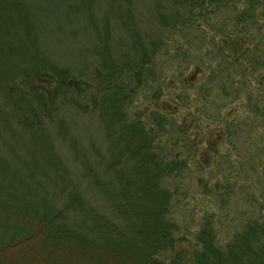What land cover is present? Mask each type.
<instances>
[{
    "label": "trees",
    "instance_id": "obj_1",
    "mask_svg": "<svg viewBox=\"0 0 264 264\" xmlns=\"http://www.w3.org/2000/svg\"><path fill=\"white\" fill-rule=\"evenodd\" d=\"M9 1L0 0V19L3 12L8 19L12 13L22 17L21 28L15 27L10 18L16 29L14 37L16 34L22 38L29 36L38 50L28 9L22 0ZM110 1L122 4L127 23L122 25H130L134 20L127 7L130 1ZM156 1L152 13L160 30L181 35L184 30L193 31L195 27L200 29L201 23L205 24L203 11L209 5L225 7L233 0ZM243 1L245 8L236 16V24L244 32L253 29L254 34L248 37L254 46L250 54L248 50L238 51L236 58L248 57L247 70L264 74V50H258L263 43L258 18L264 0ZM196 19L200 23L195 26ZM2 33L0 264L34 261L57 264L60 252L72 248L73 254L87 256L89 261L96 259V264H163L158 258L166 256L169 264H264V221L249 220L240 232L220 245L213 216L207 215L194 236L191 250L182 248L176 238V225L170 220L173 193L167 184L184 173L187 165L184 160L171 157L160 143V138L168 134L166 126L176 125L154 110L146 116L148 123L156 127L152 129L129 112L140 89L156 82L154 59L162 50L165 53L163 38L151 37L146 44L131 32L129 52L120 55L121 52L110 46L105 28L104 37L93 47L102 62L98 70L89 73V83L82 88L68 68H58L42 57L40 61L31 58L30 64L24 62V56L29 53L22 40H17L18 46L9 48L12 36L7 28ZM230 43L242 46L235 39ZM32 49L36 52V48ZM9 55L13 57L9 59ZM218 72L223 70L212 72L215 79L219 78ZM218 83L216 90L225 92L227 84ZM158 92L153 99L160 98ZM238 95L235 92V101ZM64 97L73 98L76 109L95 116L103 134V152L94 150L95 166L85 163L86 182L83 180L84 186L79 187L67 177L48 133L49 127L55 126L57 138L68 142L75 155L81 153L77 140L67 134L68 127L61 118ZM246 101L256 115L241 125L251 128L259 114L264 116V98L261 103H252V98L246 95ZM173 130H178V136L185 139V131H170ZM43 165L49 166L54 178H50L49 170ZM48 184L54 187L46 192ZM88 192L92 198L88 199ZM93 198L98 201L97 206L92 204Z\"/></svg>",
    "mask_w": 264,
    "mask_h": 264
},
{
    "label": "rangeland",
    "instance_id": "obj_2",
    "mask_svg": "<svg viewBox=\"0 0 264 264\" xmlns=\"http://www.w3.org/2000/svg\"><path fill=\"white\" fill-rule=\"evenodd\" d=\"M129 1L127 7L134 20L124 27L122 23L127 24L126 13L123 14L124 7L119 2L22 0L35 27L39 54L29 36L22 38L21 34H16L18 37H14L15 27L21 28L24 24L20 21L24 19L17 13H12V17L9 14L15 27L8 15L2 13L0 42L4 36L2 29L7 28L13 42L9 48L18 46L20 42L17 40H22L21 44L26 46L25 51L28 50L29 54L24 59L21 56L24 62L30 64L31 58L40 61L42 57L58 68H68L84 88V84L89 83V73L98 70L102 62V57L94 53L93 47L98 45V39L104 37L105 28L110 46L121 52L120 55L129 52L131 32L143 38L146 44L151 37L156 40L163 38L164 43L166 41L165 53L162 50L154 59L156 74L153 79L156 82L140 89L130 106V116L156 129L146 117L149 111L156 110L170 120V124L176 125L174 128L166 126L168 134L160 138V143L171 157L184 160L187 165L184 173L167 184L173 193L170 220L176 225L180 246L191 250L194 236L207 215L213 216L218 244L223 245L249 220L264 221V116L259 114L250 123L251 128L247 124L241 125L244 121H252L256 115L251 112L246 95L252 98V103H261L264 98V74L247 70L250 65L248 57L236 58L238 51L248 50L250 54L254 46L252 38L248 37L254 34L253 29L244 32L242 26L236 24V16L245 8L244 1L233 0L230 6L225 7L209 5L203 11L205 24L201 23L200 29L184 30L181 35L160 30L152 13L155 0ZM258 19L259 35L263 36L258 50L263 52L264 8ZM233 39L242 46L238 43L231 45L230 40ZM12 57L9 55V59ZM219 69L223 72H218L219 78L215 79L212 72ZM219 81L227 84L225 92L216 90L221 83ZM157 92L161 94L156 100L153 98ZM235 92H239L237 101L234 100ZM62 101L61 118L68 127L67 134L77 140L81 153L75 155L68 142L57 138L55 126H50L48 133L53 140L55 155L66 168L67 177L75 186H84L85 163L95 166L94 150L103 152L104 149L102 129L95 116L76 109L73 98L64 97ZM171 129L185 131L186 142L178 136V130L171 132ZM43 167L48 169L49 166ZM48 170L50 178H54L52 171ZM53 187L48 184L45 191H52ZM91 196L88 192V199ZM92 200V204L97 206L96 198ZM72 249L60 252V260L56 263L96 264V259V262L89 261L87 256L73 254ZM158 260L169 264L167 256ZM32 264L42 263L34 261Z\"/></svg>",
    "mask_w": 264,
    "mask_h": 264
}]
</instances>
